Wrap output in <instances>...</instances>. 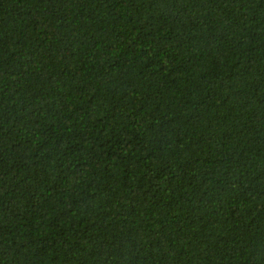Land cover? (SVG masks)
I'll list each match as a JSON object with an SVG mask.
<instances>
[{
	"label": "trees",
	"instance_id": "16d2710c",
	"mask_svg": "<svg viewBox=\"0 0 264 264\" xmlns=\"http://www.w3.org/2000/svg\"><path fill=\"white\" fill-rule=\"evenodd\" d=\"M0 264H264V0H0Z\"/></svg>",
	"mask_w": 264,
	"mask_h": 264
}]
</instances>
